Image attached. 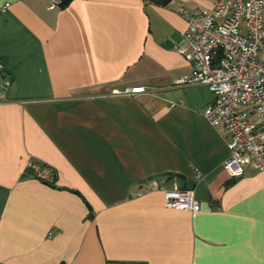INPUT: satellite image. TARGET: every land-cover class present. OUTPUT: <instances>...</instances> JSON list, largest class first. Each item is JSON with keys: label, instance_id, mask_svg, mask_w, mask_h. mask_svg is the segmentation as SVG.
Wrapping results in <instances>:
<instances>
[{"label": "crops", "instance_id": "obj_1", "mask_svg": "<svg viewBox=\"0 0 264 264\" xmlns=\"http://www.w3.org/2000/svg\"><path fill=\"white\" fill-rule=\"evenodd\" d=\"M216 1L0 0L2 264H264V172L231 178L211 92L174 85L178 10ZM175 187L200 210L167 208Z\"/></svg>", "mask_w": 264, "mask_h": 264}, {"label": "built area", "instance_id": "obj_2", "mask_svg": "<svg viewBox=\"0 0 264 264\" xmlns=\"http://www.w3.org/2000/svg\"><path fill=\"white\" fill-rule=\"evenodd\" d=\"M65 0H50L47 10ZM185 20L176 51L192 65V73L174 82L176 86H205L212 102L203 110L211 126H223L229 156L222 168L231 178H239L248 166L264 172V64L258 60L264 49V0H217L212 8L178 10ZM0 60V72L2 71ZM7 80L0 85V103L5 99ZM135 87L129 93L145 92ZM31 177L50 182L55 170L28 160ZM167 208L191 212L200 210L193 190L165 191ZM0 264H2L0 262Z\"/></svg>", "mask_w": 264, "mask_h": 264}, {"label": "trees", "instance_id": "obj_3", "mask_svg": "<svg viewBox=\"0 0 264 264\" xmlns=\"http://www.w3.org/2000/svg\"><path fill=\"white\" fill-rule=\"evenodd\" d=\"M146 2H149V3H153L155 5H160V6H164L166 5L170 0H144ZM67 2V0H65L64 4ZM63 4V5H64ZM27 173V172H26ZM28 174V173H27ZM55 175L52 177L54 179ZM52 179V181H53ZM46 183H51V182H46Z\"/></svg>", "mask_w": 264, "mask_h": 264}]
</instances>
